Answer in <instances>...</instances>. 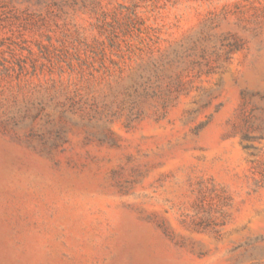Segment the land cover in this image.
Here are the masks:
<instances>
[{"label":"rangeland","instance_id":"1","mask_svg":"<svg viewBox=\"0 0 264 264\" xmlns=\"http://www.w3.org/2000/svg\"><path fill=\"white\" fill-rule=\"evenodd\" d=\"M0 264H264V0H0Z\"/></svg>","mask_w":264,"mask_h":264}]
</instances>
